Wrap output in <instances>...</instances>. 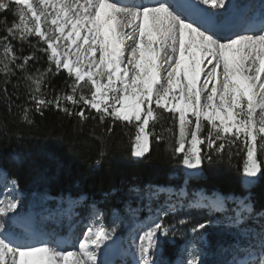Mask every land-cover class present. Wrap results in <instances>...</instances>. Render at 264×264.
Here are the masks:
<instances>
[{"label": "snow or ice", "instance_id": "obj_1", "mask_svg": "<svg viewBox=\"0 0 264 264\" xmlns=\"http://www.w3.org/2000/svg\"><path fill=\"white\" fill-rule=\"evenodd\" d=\"M4 12L12 20L0 19V85L15 77L14 87L24 86V101L16 105L21 122L32 125L34 113L54 109L76 118L81 130L98 120L104 142L119 122L132 129L133 157H143L155 141L189 170L213 158L238 161L246 191L264 174V23L254 26L229 0H0ZM37 53L47 66L29 71ZM62 73L57 89L51 80ZM0 95L11 112L6 87ZM12 159L20 162L18 155ZM0 183V264H114L107 256L118 246V225L109 227L93 209L78 245L39 240L40 222L19 214L20 199L10 195L17 179L0 169ZM168 191L150 189L147 198ZM229 202L236 207L228 226L250 242L237 245L228 264H264V224L257 233L244 227L254 213L250 195L201 196L188 207L223 213ZM177 211L165 200L134 226L132 264H166L164 239L183 238L181 228L191 223H169ZM210 223L193 224V237L202 241ZM18 224L23 232L13 231ZM185 251L177 264H203L195 243L186 242Z\"/></svg>", "mask_w": 264, "mask_h": 264}, {"label": "trees", "instance_id": "obj_2", "mask_svg": "<svg viewBox=\"0 0 264 264\" xmlns=\"http://www.w3.org/2000/svg\"><path fill=\"white\" fill-rule=\"evenodd\" d=\"M5 17L11 23V13H0V19ZM0 35H4L3 31H0ZM30 51L25 46L24 54ZM37 56L41 58L32 64L29 71L47 66L46 57L41 53H37ZM65 76L66 73H62L53 77L51 85L58 89ZM16 84V78L13 77L11 83L0 85V88H7L11 100L14 101L9 112L8 101L0 95V167L7 171L10 178L17 179L25 198H34L36 194L41 196L44 193L59 196L85 193L88 200L97 202L100 211L106 214L107 222V215L113 209L125 214L123 204L131 201V195L128 194L133 188L143 191L151 185L180 187L186 180L185 186L189 194L187 199L192 197V191L198 189L207 192L216 190L234 196H243L246 193L242 187L238 161L230 164L226 160L213 158L211 163L205 161L201 165L197 177H186L180 158H173L163 143L155 141L150 144V151L144 157L134 159L130 142L132 129L121 127L119 122L107 142L103 140L105 133L101 130L102 126H98V120L89 119L81 130L76 118H69L54 109L45 110L43 116L34 113V123L25 124L19 120L20 109L16 107L24 101L25 88L22 84L14 87ZM13 92L16 95H11ZM93 129L94 135L90 134ZM101 150L105 153L102 157ZM13 155H18L20 162L13 161ZM98 159L101 162L97 165L95 162ZM249 191L254 213L244 227L254 228L251 223L253 220L264 221L258 214L264 211V174H259ZM161 202L159 196L151 205L155 207ZM176 205L178 211L167 218L168 222L190 218L191 223L181 228L185 233L183 238L175 237L171 242L164 240L161 256L163 261L167 264L173 260L193 224L213 221L202 230L207 237L210 256L204 264H223L228 256L217 261L214 258L218 257L217 252L220 249H226L229 253L234 250L229 249L234 248V244L230 247L229 243H225L223 235L228 225L223 223L227 215L231 216L233 212L209 213L203 209L189 208L186 202ZM140 214L143 215L144 211H140ZM216 221L219 225L214 227Z\"/></svg>", "mask_w": 264, "mask_h": 264}, {"label": "rangeland", "instance_id": "obj_3", "mask_svg": "<svg viewBox=\"0 0 264 264\" xmlns=\"http://www.w3.org/2000/svg\"><path fill=\"white\" fill-rule=\"evenodd\" d=\"M259 1L260 0H256L257 6L259 5ZM133 158L134 159H139V158H142V157H139V158L133 157ZM156 188L157 187H151V189H156ZM249 189H247L246 193H250ZM149 190L150 189H146V190L140 191L138 194H135V193H133L131 191V193L128 194V195H131L130 196L131 197V201L128 202L127 204H125V205L123 204V207L125 209V214L122 215V214L118 213V211H116V209H114L111 212V214L107 215V222L105 221L106 220L105 219L106 218V214L104 212L101 213L99 211V209L94 204L85 205L84 203H81V202L77 203V205L81 209V211H79V214L76 217V222H78L77 226H80L79 228H82L83 230L82 231H78V232L74 233L72 236L70 235L68 237L69 240L70 239L72 240V242H71L72 244L71 243L70 244L73 245V246L78 245L79 238L82 236V233L85 230V227L89 224L90 220L92 219L93 209H95L96 212L102 214L105 224L108 225L109 227L113 226L114 224L118 225L117 235H121V237L125 236L128 240L132 241V239H131L132 230H133L134 226L141 220V219L140 220L138 219L139 216H141L140 211H144L145 214H146V217H147L149 215V210L150 209L153 210V211L156 209V208L153 207V205H151L153 200L149 201V199L147 198V193H148ZM171 191L173 193H176V195L175 194L174 195H169V196L168 195H163L162 199L169 200L170 202L173 203L174 200H170V199L174 198V199L177 200V202H181L182 203L183 202V198H179L180 197L179 193L175 192L176 191L175 189H173ZM3 192H4V185L2 183H0V194H3ZM181 192L184 193V190L182 189ZM212 193L213 194H220L221 192H218V191L214 190ZM221 194H223L222 196H234L233 194H224V193H221ZM10 195H12V193H10ZM160 195H162V194H160ZM192 195H194V198L198 199L197 198L198 195L200 197L203 196V191L202 190H197ZM250 195H251V193H250ZM13 196H15V195H13ZM23 197H24V195L21 196V198L24 199V201L22 200V205L23 206L21 208L24 207L27 210L32 209V208L41 209L42 207L46 206L45 203L49 199L48 196L43 197L42 195L41 196H37L36 195L34 198H30V199L29 198H23ZM235 197H241V196H235ZM66 198L67 197H64V198H54V197H52L53 200H57L56 203H55L57 206H59L61 203H63V201ZM133 201H135V204L133 203ZM129 207L131 209H135L136 210L135 214L129 212V210H128ZM235 207H236V205L234 203L229 202L227 204L228 212H231ZM44 210H46V209H44ZM262 212H264V211H262ZM262 212H259L258 214H260ZM42 217H43V215H42ZM227 217H229V214L227 215ZM251 223L253 224L254 228L252 226L246 227V228L249 229V231L251 233H257L259 231L260 227H261V224H264V221L259 222L258 220H253ZM223 224H228L227 219H226L225 223H223ZM50 225L51 224H47V227L51 228ZM218 225L219 224L216 221L214 223V227H216ZM40 226L44 227L43 221L40 222ZM54 229L58 230L59 228L56 227V228H53V230ZM225 229H226V231L223 234L224 235V242L225 243H229L230 247H231V245L233 243L234 244V248H229V249H234V252H232V254H230L229 252L226 251V249H220L217 252L218 253V257L214 258L215 261L220 260L223 257L231 256V255H232L231 259H233L235 257V256H233L234 253L236 254V246L237 245L246 246L250 242L249 238L242 237L237 232L236 229H233V228H230V227L228 228V225H227V228H225ZM177 237H180V236H177ZM173 239L174 238H171V241H173ZM188 241H191V242L196 244L197 248L199 249V254L201 256V259H202L203 263H207L208 259H210V256L208 254V244H207L206 235L205 236L203 235V240L201 241V240L193 237V235L191 234V232L189 230V237L187 238L186 242H188ZM186 242L181 244L180 251H179V254L181 256L184 255L185 259L187 258V252L185 251V252L181 253V249H183L185 247ZM199 242L201 243L200 247H198V243ZM160 259H162V258L160 257ZM225 264H228V261Z\"/></svg>", "mask_w": 264, "mask_h": 264}, {"label": "bare ground", "instance_id": "obj_4", "mask_svg": "<svg viewBox=\"0 0 264 264\" xmlns=\"http://www.w3.org/2000/svg\"><path fill=\"white\" fill-rule=\"evenodd\" d=\"M242 0H240L241 2ZM235 2H237V0H235ZM198 173V170H194V174ZM188 175H193L191 173H187ZM259 176V174H258ZM61 241H66V239L63 236H60V242ZM132 244V241L128 240L125 236L122 237V242H121V252H120V256L119 259H123L126 260L128 257V255L131 254V252L129 251L130 246ZM67 246V243H66Z\"/></svg>", "mask_w": 264, "mask_h": 264}, {"label": "water", "instance_id": "obj_5", "mask_svg": "<svg viewBox=\"0 0 264 264\" xmlns=\"http://www.w3.org/2000/svg\"><path fill=\"white\" fill-rule=\"evenodd\" d=\"M117 237H118V246L116 248H114L112 250V252H111V253H113V259H116L118 257V254H119V252L121 250V245H120V243H121V235H117Z\"/></svg>", "mask_w": 264, "mask_h": 264}, {"label": "built area", "instance_id": "obj_6", "mask_svg": "<svg viewBox=\"0 0 264 264\" xmlns=\"http://www.w3.org/2000/svg\"><path fill=\"white\" fill-rule=\"evenodd\" d=\"M184 168H185V167H184ZM185 170H186V173L194 174V170H189V169H186V168H185Z\"/></svg>", "mask_w": 264, "mask_h": 264}]
</instances>
